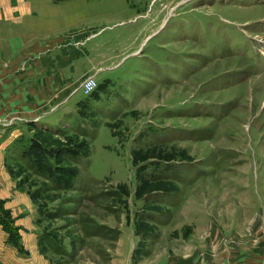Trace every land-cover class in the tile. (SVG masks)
Instances as JSON below:
<instances>
[{
    "label": "rangeland",
    "instance_id": "374dc122",
    "mask_svg": "<svg viewBox=\"0 0 264 264\" xmlns=\"http://www.w3.org/2000/svg\"><path fill=\"white\" fill-rule=\"evenodd\" d=\"M20 3V27L0 15V53L22 47L0 79L41 94L52 124L0 114L18 130L2 168L48 264H264V0ZM61 52L75 81L63 104L44 78ZM98 66L97 96L84 95ZM29 137L72 150L53 158L67 187L26 164ZM0 209L25 249L23 214Z\"/></svg>",
    "mask_w": 264,
    "mask_h": 264
},
{
    "label": "crops",
    "instance_id": "0c3cea01",
    "mask_svg": "<svg viewBox=\"0 0 264 264\" xmlns=\"http://www.w3.org/2000/svg\"><path fill=\"white\" fill-rule=\"evenodd\" d=\"M5 9H8L9 11L11 9V12L13 14L12 18L17 19V24H19L18 26L20 27L21 12H24L20 0H0V15L4 11H6ZM16 21L14 20L13 25H15ZM19 37L20 29L18 30V38ZM16 43L19 46H15L13 49L10 48V52L8 51L9 54H7L8 52H6V54L0 53V64H3V59L9 57L12 58L11 60H14L13 63L17 64L20 61L18 60V55L20 54V50L22 47H20V44L17 41ZM66 54L67 53L65 52H61V54L58 56V68H56L55 73L52 74L48 72L50 75L44 77L46 80V85L50 87L54 85L62 87L58 95L60 97H64L62 99L60 98V104L66 103L67 100L69 101L70 98H68V96H72V94L75 93L74 90L69 93L68 90L64 88L67 85H74L75 82L70 81L72 77L68 76V65L71 63L72 59L71 56H69V53L67 55ZM101 69L102 67L98 66V68H95V71H93L89 75H94L95 77L101 71ZM0 81H12L11 90L4 94H0V114L2 116H9V114L18 113L20 114V116H18V119H21L23 115H26L24 113L28 111L26 115L28 116V118H25L28 124L31 123L36 127V123H40L45 128L49 129L52 124L50 120H44V117L37 114L38 110L40 109L39 105H41V101L44 100L41 94L37 93L35 89L31 88L28 89V94L22 93L20 91L21 80L19 78V75H15V72L12 73V75L7 74L3 76ZM30 81H37L36 75H34V79L32 78ZM77 82H79L80 84L81 81ZM9 85L10 84H7L5 87ZM44 102L50 103L48 100ZM54 106H57V104L52 105L50 109L54 108ZM8 126H0V198L4 199L5 206L8 207L12 211V213H14L15 215L23 214V217H19L20 219H18L21 220L19 223L24 225V228H22L23 230L20 234L22 244L24 245L25 249L24 252H22L16 247H13V245L8 242V235L3 230L4 228L0 224V264H48L47 259L43 257V255L40 254L38 250L39 246L37 244L36 237L39 231L34 228V224L32 223V220L35 218V210L30 204L26 194L17 189H10L11 182L6 175L5 170H3L2 168V166H4L5 160L3 152L8 149V147L11 148L10 145H12L14 138L18 135V130H14L13 128L10 129ZM25 250L28 252H26Z\"/></svg>",
    "mask_w": 264,
    "mask_h": 264
},
{
    "label": "trees",
    "instance_id": "16d2710c",
    "mask_svg": "<svg viewBox=\"0 0 264 264\" xmlns=\"http://www.w3.org/2000/svg\"><path fill=\"white\" fill-rule=\"evenodd\" d=\"M89 96L96 97V91L92 92ZM29 143L23 148V156L26 159V164L43 175L54 185L63 188L69 185L68 177L71 169L60 166L53 161V158H63L66 155L72 154V150L67 146L60 147H47L39 139L30 138ZM1 210V209H0ZM5 215L0 211V224L5 231L8 232L7 240L10 244L15 245L20 251H24L21 243L18 241L16 229L13 226L4 223ZM8 227V228H7ZM13 230V234L12 231ZM11 232V233H10Z\"/></svg>",
    "mask_w": 264,
    "mask_h": 264
},
{
    "label": "built area",
    "instance_id": "2783aa9c",
    "mask_svg": "<svg viewBox=\"0 0 264 264\" xmlns=\"http://www.w3.org/2000/svg\"><path fill=\"white\" fill-rule=\"evenodd\" d=\"M98 83L94 75H89L80 84V89L84 95L89 96L96 90ZM11 124V119H5L0 116V126H8Z\"/></svg>",
    "mask_w": 264,
    "mask_h": 264
}]
</instances>
